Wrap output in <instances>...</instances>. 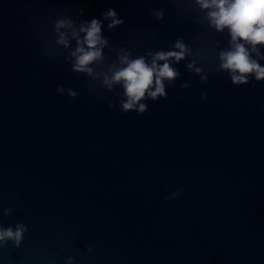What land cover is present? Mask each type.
<instances>
[{
    "label": "water",
    "instance_id": "obj_1",
    "mask_svg": "<svg viewBox=\"0 0 264 264\" xmlns=\"http://www.w3.org/2000/svg\"><path fill=\"white\" fill-rule=\"evenodd\" d=\"M109 8L124 19L112 30ZM206 12L196 0H0V227L28 228L0 264H264V81L211 74L230 35ZM60 18L73 27L57 30ZM93 18L108 45L87 76L69 62L73 30ZM177 38L204 59L171 62L167 99L143 114L109 108L123 98L103 85L119 57L150 63Z\"/></svg>",
    "mask_w": 264,
    "mask_h": 264
},
{
    "label": "clouds",
    "instance_id": "obj_2",
    "mask_svg": "<svg viewBox=\"0 0 264 264\" xmlns=\"http://www.w3.org/2000/svg\"><path fill=\"white\" fill-rule=\"evenodd\" d=\"M196 3L202 10H207L206 17L210 27L218 33L227 29L230 35L229 49L217 53L219 65L211 74L226 72L231 83L237 86L249 84L251 78L257 82L264 81V67L251 55L255 53L257 57L264 59V55H261L256 47L264 45V0H196ZM152 12L157 20L164 18L163 9ZM103 15L105 20L111 21L108 24L110 30L124 24V19L117 18V12L112 8ZM54 27L57 30L72 28L73 21L60 18L55 21ZM80 33H84L82 40L79 38ZM73 36L76 39V48L71 52V57L74 58L69 62L71 70L77 74L92 76L94 72L92 65L104 60L103 48L108 45V41L101 35V21L93 18L90 22L81 23L79 32L73 30ZM57 43L68 47V40L63 33H60ZM246 44L251 45V48L246 47ZM174 48L178 51L161 50L154 54L149 52L148 55L152 57L150 63L146 62L143 56L136 59H129L128 55L120 56L119 61L123 66L112 70L111 76L105 75L103 80L108 92H112L115 85H119L123 90V98L118 97L116 101L110 102L109 108H115L119 103L122 114L132 111L143 114L148 111L145 101L167 99L166 88L175 87V81L180 76V72L171 62L179 63L186 57L193 56L204 59V54L199 48L193 50L190 45L183 42L182 38L176 39ZM159 61L164 63L159 64ZM196 62L195 59H191L186 66L190 71L199 74L203 69L196 67ZM208 77V75L200 76V82L206 83ZM180 87L188 88L189 85L184 83ZM65 91L71 98L77 96V92L71 88L67 90L62 86L57 88V92L61 95ZM201 98L207 99L206 94L201 93ZM182 190L178 189L171 197L165 199H175ZM11 213L10 208L3 211L4 216H10ZM27 231L28 228L22 222L16 223L15 228L0 227V248H4L8 242H11L13 247L19 248ZM72 259L73 257H68L69 264Z\"/></svg>",
    "mask_w": 264,
    "mask_h": 264
}]
</instances>
